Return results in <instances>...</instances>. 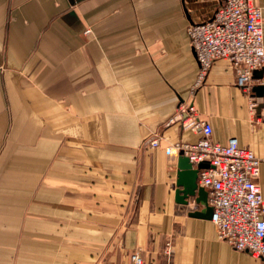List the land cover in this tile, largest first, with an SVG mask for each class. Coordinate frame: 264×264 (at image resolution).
<instances>
[{
    "label": "crops",
    "instance_id": "obj_1",
    "mask_svg": "<svg viewBox=\"0 0 264 264\" xmlns=\"http://www.w3.org/2000/svg\"><path fill=\"white\" fill-rule=\"evenodd\" d=\"M221 2L0 0V264H127L134 250L159 264L168 240L170 264H261L189 215L205 210L195 197L175 202L180 154L166 152L200 139L177 116L192 103L212 141L264 160L261 96L226 60L191 94L187 28ZM257 183L264 199V161Z\"/></svg>",
    "mask_w": 264,
    "mask_h": 264
},
{
    "label": "built area",
    "instance_id": "obj_2",
    "mask_svg": "<svg viewBox=\"0 0 264 264\" xmlns=\"http://www.w3.org/2000/svg\"><path fill=\"white\" fill-rule=\"evenodd\" d=\"M189 44L198 64L191 94L205 80L216 60H226L235 73V86L252 100L254 89L264 88V31L262 8L254 0H222L212 18L187 28ZM261 71V76L254 77ZM264 121V90L260 97ZM254 103L251 102V106ZM183 123L200 134L194 144L173 142L166 152L188 158L198 168L197 185L207 193L212 207L211 223L217 240L234 251L247 252L264 264V199L257 178L264 161L232 138L226 144L211 139V126L196 117L192 103L178 108ZM174 119L169 120L172 122ZM153 134L150 149L159 146ZM171 241L159 253L161 263L170 264ZM127 264H145L139 250L131 251Z\"/></svg>",
    "mask_w": 264,
    "mask_h": 264
},
{
    "label": "water",
    "instance_id": "obj_3",
    "mask_svg": "<svg viewBox=\"0 0 264 264\" xmlns=\"http://www.w3.org/2000/svg\"><path fill=\"white\" fill-rule=\"evenodd\" d=\"M259 71V76H261ZM256 92L260 96L264 88L256 87ZM176 178H175V202L180 205H188L189 199L195 197V204L203 205L204 211H193L189 215L193 217L211 218L212 207L208 205L206 191L197 185L198 168H194L188 158L179 155L176 163Z\"/></svg>",
    "mask_w": 264,
    "mask_h": 264
}]
</instances>
